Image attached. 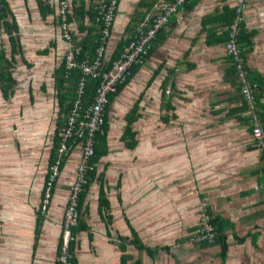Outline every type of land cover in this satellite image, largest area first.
Masks as SVG:
<instances>
[{"label":"crops","instance_id":"crops-1","mask_svg":"<svg viewBox=\"0 0 264 264\" xmlns=\"http://www.w3.org/2000/svg\"><path fill=\"white\" fill-rule=\"evenodd\" d=\"M169 1L156 0L149 9L146 5H138L142 0H119L104 63L112 61L111 55L120 39L132 36L138 23L154 15L155 5ZM241 1L199 0L192 8L187 2L170 18L156 37L144 65L110 104L108 153L96 167L97 172H104V182L108 186L106 197L113 217L109 231L112 238L107 237L105 222L98 215V184L93 183L84 200L88 214L82 218L90 231L76 235L74 257L77 264H120L122 252L115 238L131 239L126 220L146 247L170 248L168 253L160 251L150 258L145 252L127 245L125 254L130 263L140 260L141 264H220L221 248L217 243H188L189 237L197 231L200 202L204 200L211 218L219 216L233 225V229L225 231L228 251L224 264H264V158L250 135L253 112L241 98L235 82L230 83L235 78L228 73L233 63L225 54L226 42L206 43V30L214 29L219 35L226 28L212 20L204 28L201 25L206 17H217L224 6L233 9ZM5 2L12 15L10 19H14L18 29L20 48L13 71L17 81L14 95L5 101L0 91V121L7 129L14 121L12 117L20 105L19 98L24 102V97L29 101L32 97L29 105L36 104L37 96L46 98L52 93L55 99L52 77L62 61V50L65 52L68 45L57 37L60 20L54 10L49 9L43 16L37 0ZM68 2L71 14L72 0ZM242 16L244 30L254 33L252 48L246 53V68L253 80L264 79V0H245ZM128 23L130 28L125 31ZM70 28L76 40L73 45H80L86 31L80 32L75 21L70 23ZM3 29L2 50L9 58L8 37L5 27ZM89 37L91 35L86 39ZM117 38L114 45L112 40ZM208 40L215 41L216 37ZM84 45L87 50L92 47L87 42ZM155 71H158L156 75ZM132 83L133 97L129 89ZM163 86L165 98L161 96ZM137 101L139 117L132 124L137 145L129 150L120 137L126 125L125 116ZM167 103L174 110L165 112L176 118L163 123L161 115L165 112L161 107ZM1 112H4L2 116ZM256 116L264 132V118L259 116L258 110ZM25 119L28 118L22 120ZM115 128L117 134L112 139L110 135ZM77 149L80 150V146L73 150L55 182L34 257L35 211L39 208L41 194L36 200L27 189L32 187L35 194L36 189L44 185L45 174L44 177L32 174L33 183L26 185L21 181L15 188L13 185L18 184L10 180L14 176L24 177L28 170L21 161L19 166L17 155L6 154L11 166L3 189L0 188V264L55 263L63 211L72 181L68 167L74 162ZM22 160L27 161L25 156ZM101 164L104 167L100 170ZM15 167L24 169H13ZM242 237L245 240L239 244L236 238Z\"/></svg>","mask_w":264,"mask_h":264},{"label":"trees","instance_id":"trees-1","mask_svg":"<svg viewBox=\"0 0 264 264\" xmlns=\"http://www.w3.org/2000/svg\"><path fill=\"white\" fill-rule=\"evenodd\" d=\"M2 9H1V15L0 19L2 21V26L5 27L7 37H8V43L10 47V56L9 58L6 57V54L3 50L0 51V91L2 99L7 101L14 95V87L17 84V81L13 78V71L16 65V55L20 54V48H19V39L17 37L18 29L14 22V19H10L11 12L8 10V7L6 5L5 0H2ZM100 1H104L105 4H110V0H72L71 2V14L69 13L67 15V22L70 24L72 22L77 23V28L81 31H86V36L82 39V43H79L80 45L75 46L73 44H76V40L73 37L71 39V45L73 47H80L82 52H86L87 56L92 60L95 56V49H96V41L98 40L100 30L102 28V22H100L99 15L97 14L96 6ZM156 0H152L150 3L146 2V0H142V2H139L138 5H146L151 7L153 3H155ZM173 0L169 1L172 2ZM199 0H185L184 3L178 7V10L182 8L187 2H189V7L192 8ZM40 8L41 14L44 16L46 12L49 11L48 6L43 4L41 0H37ZM119 0L115 1V9H114V17L111 21V25L109 27V36L106 39V45L108 42V39L110 37V34L112 33L113 26H114V20L117 14V8H118ZM70 6V5H69ZM236 8H228L227 6L223 7V10L217 17L210 18L206 17L201 22L202 27L204 28V25L207 24L212 20L214 23L220 22L221 28H226V30L222 31L219 35L216 34V30L214 29H208L206 30L207 36H206V43L208 45H212L214 43L217 44H224L228 39V30L230 24L233 22L235 15H236ZM172 17V16H171ZM170 17V18H171ZM169 18V20H170ZM149 20H151L149 18ZM132 21V20H130ZM142 22V21H141ZM140 22V23H141ZM169 22V21H168ZM138 23L137 26L140 24ZM168 24V23H167ZM136 26V27H137ZM242 29L240 30L238 34V47H239V54L241 58L245 62L246 66V53H248L252 48V37L254 36V33L250 32L247 33L244 30L243 22L241 23ZM130 28V24L128 23L125 27V31ZM96 29V30H95ZM136 29V28H135ZM163 29V28H162ZM162 29L156 34L155 38L151 42V46L149 51L146 55L143 56V63L142 64H133L129 71V76L126 78V80L123 83L117 84L115 87V90L113 93L109 94L108 96V104L105 107V116L103 119V123L100 127L99 132L95 134L94 138V146H93V154L89 158L87 162V169L84 175L85 183L81 186V190L78 193L77 197V211L79 213V220L76 227H73L70 229V236L72 238V241L69 243V251L72 255V263H76V259L74 257V248L76 247V235L80 233L81 231L88 232L90 231L89 227L86 226L84 220L82 219L85 215L88 214V206L84 204V200L86 198V195L89 191V188L93 183L98 184V194H97V211L98 215L101 220L105 222L106 225V235L109 238H112L110 235V228L112 226V215H111V207L109 204V201L106 197V191L108 190V186L105 185L104 182V172H97L96 164L100 161V159L107 155L108 148H107V132H108V120H107V112L109 110L110 104L114 101V99L119 95V93L124 89V87L129 83L132 76L144 65L146 59L151 54V51L154 47V41H156V37L158 34L162 31ZM93 31H96L93 35ZM135 32V30H134ZM13 33L16 34V36H13ZM88 35H91L89 42V38H87ZM216 37L215 41L208 40L210 37ZM134 33L129 38L120 39L117 43V46L115 50L113 51L111 55V60H115L118 55L119 51H121L123 46H127L129 42L133 39ZM85 42H87V45H92L90 49L87 50V46H85ZM153 43V46H152ZM105 45V46H106ZM119 47V48H118ZM22 59V58H21ZM104 59V58H103ZM109 65L105 64L103 69L106 68V66ZM247 70V77L250 82L254 83L256 85V93H255V106H257V110L259 113V116L261 118H264V103H262V99L264 100V79L263 78H256L252 79L249 75V71ZM158 71H155L154 74L156 75ZM231 78L234 79V81L230 82L231 84H235L238 87V91L240 93V83L237 80L235 67L233 64L229 67L228 71ZM80 78V72L78 70H72L67 74L64 64H63V58L59 66L54 70L53 73V87L55 91V102L57 107L56 112V119H55V125L53 130V135L51 139V148L49 150L48 155V161H47V168L46 173L44 177V185L42 188V194H41V201L39 204V208L36 210V219H35V228H34V238H33V245H32V257H34L35 252L37 250V244L39 241V236L41 234V227L44 221V213L47 210L48 207L43 211V199H44V190L46 187V184L50 182V176L53 174V167H57V175L55 176L53 182H51V194L53 193L55 182L58 178V175L63 171V168L65 166V163L69 156L72 154L73 150L80 146V141H74L73 139H69L66 141V146L69 148L67 154L60 155L59 154V148L62 143V138L60 136L62 128L65 126V122L67 120V117L69 115V112L72 108V105L74 101L77 98L76 90H77V84L79 82ZM153 77L150 78L149 82L147 83V87L150 85ZM84 88H83V96H82V102L84 104H87L91 102L94 98L96 88L98 86V81L86 76L84 79ZM162 98H165V87H162L161 92ZM241 96V94H240ZM142 97L139 96V99ZM138 99V100H139ZM33 98L30 97V101L32 103ZM244 101V100H243ZM245 102V101H244ZM246 103V102H245ZM161 109H163V112L173 111L174 108L170 104H165V106H162ZM138 110V101L134 103L129 113L125 116L126 125L123 130V133L120 137V141L124 144L125 148L132 150L137 145V140L135 139L136 132L132 130V124L136 122L137 118L139 117L137 115ZM257 110L255 113H257ZM165 112L164 115H161V120L163 123H168V121L175 119V115L172 114L170 116L167 115ZM81 151V150H80ZM263 158H264V151ZM106 168V167H105ZM119 186V182L117 184ZM126 224L130 229L131 239L128 240L126 238H123L121 236H117L115 239L118 241V247L119 250L122 252V256L120 258V264H141L140 260H136L132 263L129 262V256L125 254L126 246L131 245L133 246L137 251L139 252H145L147 256L150 258H154L160 251L169 252V247H155V248H148L146 247L141 240L139 239L137 233L135 230L129 225L128 220H126ZM211 224L215 230L216 238L213 243H217L221 250L218 254V257L221 260L220 264H224L225 260L227 258V251H228V244L226 242V236L225 231L233 229V225L225 219L220 218L219 216H215L211 219ZM89 239H92L91 234H89ZM245 240V237L242 238H236V241L239 244H242ZM113 242H116L115 240H112ZM62 243V232L59 237L58 246H57V257L59 255L60 246ZM212 243V244H213ZM201 245H210L206 242L199 243ZM198 244V245H199ZM54 264H59L58 259L55 261Z\"/></svg>","mask_w":264,"mask_h":264},{"label":"built area","instance_id":"built-area-1","mask_svg":"<svg viewBox=\"0 0 264 264\" xmlns=\"http://www.w3.org/2000/svg\"><path fill=\"white\" fill-rule=\"evenodd\" d=\"M115 1L110 0V4L100 1L97 6V14L99 15L102 28L96 41L95 56L91 60L86 52H82L80 47L71 45L72 30L67 22L69 14L68 0H41L43 4L56 12L59 23L58 36L64 41L68 47L63 55L64 68L69 74L72 70L80 72L79 82L77 84V98L74 101L69 112L65 126L61 130L62 143L59 148V154H67L69 148L66 141L73 139L80 141L81 154L75 171V180L71 185L67 204L63 211L61 232L62 243L59 250V264H73L72 255L69 251V243L72 241L70 229L77 226L79 213L77 211V197L81 190V186L85 183L84 175L87 169V162L93 154L95 134L99 132L105 116V107L108 104V96L113 93L117 84L123 83L129 76L130 68L133 64H142L143 56L150 49L151 42L156 34L164 28L171 16L178 12L185 0H173L172 2H161L154 6V15L144 19L135 29L134 37L127 46L123 47L118 57L111 61L106 68L103 69L104 53L106 48V39L109 36V27L114 17ZM2 0H0V15L2 9ZM245 0L238 3L236 15L233 22L229 26L228 39L224 45V51L228 58L231 59L235 67L237 80L240 83V94L242 99L248 104V108L253 112V127L251 137L256 141L257 146L264 150V132L259 119L256 116L255 91L256 85L249 81L244 60L240 56L238 47V34L242 29L243 10ZM0 19V51L5 41V33ZM89 76L98 81V86L94 98L91 102L84 104L82 102L84 79ZM168 93V92H167ZM53 174L50 176V182L46 184L44 190L43 207L44 211L51 199V182L57 175V167H53ZM207 202L201 201L199 207L198 228L196 233L189 237V241L193 245L206 242L212 244L215 241L216 234L211 224V216L208 212ZM60 232V234H61Z\"/></svg>","mask_w":264,"mask_h":264},{"label":"rangeland","instance_id":"rangeland-1","mask_svg":"<svg viewBox=\"0 0 264 264\" xmlns=\"http://www.w3.org/2000/svg\"><path fill=\"white\" fill-rule=\"evenodd\" d=\"M123 13H125V11H122V14ZM122 21L123 19L120 21V23H122ZM58 39L61 40L59 37ZM118 39L119 38L115 39L116 41L112 40L114 45L116 44ZM59 53H61V51H59ZM63 54H64V49L62 50L60 57H62ZM56 62L59 64L60 58H58ZM130 85L131 87H129V89L130 91H132L130 94L133 97L134 85L133 83ZM142 88L143 90L145 89L144 84H142ZM51 94L52 93H50V97H46V98L37 96V99L35 100L36 103L35 105H29V103L31 102L29 100H26L25 97H24V102H26V104L20 101L19 98L18 100L20 102V105L17 107L15 115L12 117L14 118V121L12 123H9V127L7 129L3 128V123L0 121V188L1 189H3L4 187L5 177L7 179L10 175L8 171L10 168L9 166H11V164L9 163L8 160H6L7 153L13 154L14 157L17 155L18 164L21 161L20 163H23L25 165V168L28 170V172L27 171L25 172L24 177L21 176L22 175L21 173H19V176H21L20 178L14 176L13 179L10 180L11 183L18 184L16 186L13 185L15 188L21 185V181L22 182L24 181L23 183L26 182V185L33 183L30 177L32 174H36L35 176L39 175V177H41L43 173L45 174L47 168V151L49 149V146H51V139L53 135L56 112H57L54 95L53 97H51ZM131 98L128 99L130 100ZM21 103H24V105H21ZM1 109L4 110L5 107H1ZM3 114L4 112H1V116ZM24 117L28 119L22 120ZM17 120H19L18 123ZM115 130L116 128L113 130V132L110 135L112 139L115 138V135L117 134L115 133ZM143 131L144 132L146 131V133H148L149 130H143ZM76 152H78V154H76L74 162L68 167L71 170V178H72V181L68 187L69 191L71 185L73 184V181L75 180V171L77 169V164L80 157L79 153L81 154V151L79 149H77ZM23 156H25L27 160L26 162H28L27 164L25 161L22 160ZM102 165L103 164L99 166L100 170L103 169L104 167ZM17 168H22V167H15L13 169H17ZM114 171L116 177L117 171L116 169H114ZM68 175L70 174L68 173ZM42 186L43 185H41L40 187H38V189H36L35 194H33L34 190L32 187H30V189L27 188L26 189L29 191L30 195L35 196L36 200H38L40 199V194H42L43 192V191L41 192ZM188 243L190 245H193V243H191L189 240ZM33 259L34 258H32V260Z\"/></svg>","mask_w":264,"mask_h":264},{"label":"clouds","instance_id":"clouds-1","mask_svg":"<svg viewBox=\"0 0 264 264\" xmlns=\"http://www.w3.org/2000/svg\"><path fill=\"white\" fill-rule=\"evenodd\" d=\"M3 45H4V43H3ZM3 47V46H2ZM2 50V49H1ZM64 55V54H63ZM256 142V141H255ZM257 144V143H256ZM262 150V149H261ZM262 151H264V150H262ZM52 197V196H51ZM68 201V200H67ZM66 204H67V202H66ZM49 205V204H48ZM66 206V205H65ZM48 207V206H47ZM57 259H58V257H57Z\"/></svg>","mask_w":264,"mask_h":264}]
</instances>
